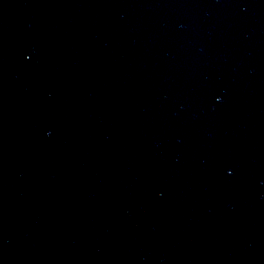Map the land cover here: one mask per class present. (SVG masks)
I'll return each mask as SVG.
<instances>
[{
	"label": "water",
	"instance_id": "95a60500",
	"mask_svg": "<svg viewBox=\"0 0 264 264\" xmlns=\"http://www.w3.org/2000/svg\"><path fill=\"white\" fill-rule=\"evenodd\" d=\"M0 264H264L124 0H0Z\"/></svg>",
	"mask_w": 264,
	"mask_h": 264
}]
</instances>
